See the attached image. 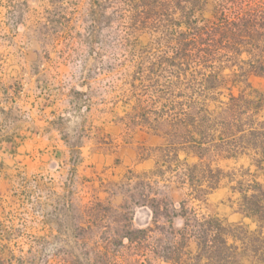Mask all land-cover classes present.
Instances as JSON below:
<instances>
[{"label": "rangeland", "instance_id": "1", "mask_svg": "<svg viewBox=\"0 0 264 264\" xmlns=\"http://www.w3.org/2000/svg\"><path fill=\"white\" fill-rule=\"evenodd\" d=\"M23 1L0 0V90L5 88L8 93L0 103L16 101L24 106L38 101L55 105L58 111H74V123L53 119L60 133L51 131L49 141L63 146L62 164L53 167L50 151L45 152L43 157L49 159L47 177L34 188L48 194L56 182L62 180L65 186L70 178L75 182L68 187L72 201L63 214L53 211V196L32 199L49 212L45 218L52 228H29L26 220H40L33 214L32 218L24 214L3 218L0 223L9 229L0 226V253L10 264H147V258L151 264H178L159 253L169 256L180 236L170 234L163 215H157L156 224L152 223V211L139 195L141 190L153 195L142 183L155 180L151 172L163 138L145 126L131 124L132 106L142 93L143 83L136 81L134 89L128 83L145 49L162 54L165 46L155 45L153 35L126 28L127 21L121 17L108 26L107 15L113 8H107V0H25V5ZM120 1L114 9L122 15L124 5ZM252 81L264 89V79L254 77ZM8 116L23 118L16 109ZM259 116L264 117V106ZM63 142L71 147L68 156ZM80 145L89 148L78 150ZM184 156L180 152L181 160ZM24 158L21 152L16 160ZM193 160L189 156L185 161ZM215 165L226 173L220 181L223 191L208 195L203 202L187 201L198 215L214 214L236 204L237 193L229 194L225 204L219 202L225 198L226 183L230 186L238 180L262 178L245 158L221 159ZM76 173L79 177L74 176ZM174 173L167 170L158 185L167 186L165 191L177 207L186 190L176 186ZM20 175L15 174V178ZM13 185L18 191L22 189L21 183ZM125 200L127 206H123ZM172 220L173 231L182 229L184 219ZM127 224L153 230L146 240L121 247L116 241ZM151 249L157 256L150 253ZM186 251L185 247L182 261L188 258Z\"/></svg>", "mask_w": 264, "mask_h": 264}, {"label": "trees", "instance_id": "2", "mask_svg": "<svg viewBox=\"0 0 264 264\" xmlns=\"http://www.w3.org/2000/svg\"><path fill=\"white\" fill-rule=\"evenodd\" d=\"M118 1L107 0V8H113L108 26L121 17L126 28L153 35L155 45L166 48L162 54L145 49L128 82L132 89L136 81L143 83L131 124L163 138L151 172L155 180L142 183L153 195L139 194L152 211V223L163 215L170 234L180 236L169 256H159L178 264L264 263V118L259 116L264 89L252 81L264 79V0H121L122 15L114 9ZM189 156L194 157L190 163L185 161ZM240 158L262 176L229 186L238 193L239 210L255 223L252 229L214 214L198 215L187 206V201H205L220 186L226 173L215 165L218 160ZM164 168L175 172L176 186L186 190L177 207L167 186L158 185L167 173ZM175 216L184 223L173 231ZM152 230L124 225L116 243L131 247ZM189 237L196 238L197 251L182 261ZM150 253L158 254L154 249Z\"/></svg>", "mask_w": 264, "mask_h": 264}, {"label": "crops", "instance_id": "3", "mask_svg": "<svg viewBox=\"0 0 264 264\" xmlns=\"http://www.w3.org/2000/svg\"><path fill=\"white\" fill-rule=\"evenodd\" d=\"M2 84L5 85L8 83ZM6 95H8L7 90L5 88L1 89L0 100ZM11 103L8 101L5 104L0 103V222H2L1 220L3 218L7 217L8 219H13L16 215L22 214L32 218L33 214L35 216L37 215L36 217H39L40 220H26L24 224L28 225L31 229L47 230L48 228H52L49 222L50 220L45 218L48 216L49 212L44 209L43 204H38V201L33 203L32 199H41L43 197L50 198L53 196L55 200L54 204L56 205L53 207V211L56 214H63L64 210L68 209L72 201V198H69V193L71 192L68 190V187L69 185H73L75 181L74 178H70L66 186L62 180L59 184L56 182L54 183L55 186L48 194L41 188H34V184L44 182L47 177L45 166L49 159L43 157L45 152L50 151V161L55 162L53 167L57 169L62 164L61 157L64 153L61 151V148H63V146L60 147L57 145L56 141H49V133L51 131L60 133V128L56 126L53 120L54 118L60 120L68 119L72 123L74 121V111L69 109H61V111H58L55 105L49 106L48 103L38 101H31L24 106H21L16 101H12ZM70 104H74L73 101H71ZM11 109H16L19 114L23 115V118L20 119V117L16 118L14 116H8L7 118ZM63 145L66 148V156H68L71 147L66 145L65 142H63ZM76 148L82 150L89 147L80 145L76 146ZM20 151L26 158L18 161L16 157L21 154ZM67 160L69 161V159ZM18 169L21 171H18ZM17 173L23 174V176L20 175L18 178H15V174ZM74 176L79 177L77 173ZM89 180L92 182L91 179ZM70 181L71 184H69ZM15 182L21 183L20 188L22 189L20 191L13 185ZM93 182L95 184V181ZM220 189L221 186L214 189L209 195H214V192H222L223 190ZM235 193L237 192H233L226 183L225 198L222 197L220 199V204H225V201H228V195ZM71 195H73V193H71ZM237 200L236 204L232 203L224 208L217 209L218 212L214 211V215L229 223H245L248 224L251 229L254 228L255 223L239 210ZM23 220L24 218H22L20 224H22ZM0 224L2 228L9 229V226H5L2 223ZM181 226H183V221ZM186 243L187 251L185 254L193 256L198 246L196 238L189 237ZM3 260L5 261L6 259L0 253V263Z\"/></svg>", "mask_w": 264, "mask_h": 264}]
</instances>
